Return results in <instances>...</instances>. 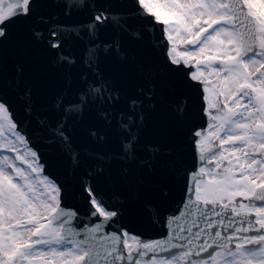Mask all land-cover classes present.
Masks as SVG:
<instances>
[{
  "label": "snow or ice",
  "instance_id": "6c2138e0",
  "mask_svg": "<svg viewBox=\"0 0 264 264\" xmlns=\"http://www.w3.org/2000/svg\"><path fill=\"white\" fill-rule=\"evenodd\" d=\"M0 264H264V0H0Z\"/></svg>",
  "mask_w": 264,
  "mask_h": 264
}]
</instances>
